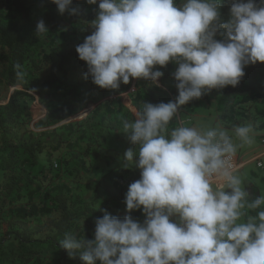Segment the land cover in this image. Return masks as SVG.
I'll use <instances>...</instances> for the list:
<instances>
[{
    "label": "clouds",
    "instance_id": "clouds-1",
    "mask_svg": "<svg viewBox=\"0 0 264 264\" xmlns=\"http://www.w3.org/2000/svg\"><path fill=\"white\" fill-rule=\"evenodd\" d=\"M50 2L62 15L78 11L73 0ZM85 2L98 9L93 31L75 49L87 65L83 78L109 90L130 78L159 86L164 73L156 66L172 62L178 94L143 103L132 109L133 121H123L135 147L122 160L140 170L125 193L123 218L105 211L92 239L65 233L59 247L70 259L79 254L81 264H264V195L248 191L236 159L254 142L251 125L230 134L219 122L200 128L181 121L168 130L181 106L237 86L246 66L264 63V0H232L227 19L222 0ZM35 33H48L43 20Z\"/></svg>",
    "mask_w": 264,
    "mask_h": 264
},
{
    "label": "trees",
    "instance_id": "trees-1",
    "mask_svg": "<svg viewBox=\"0 0 264 264\" xmlns=\"http://www.w3.org/2000/svg\"><path fill=\"white\" fill-rule=\"evenodd\" d=\"M77 2L78 0H73L71 6H75ZM231 2L232 0H222L221 14L222 9L226 5L230 6ZM2 5L5 11H0V47L4 52L0 55V83L21 88L14 89L7 101L0 104V264H49L45 254L51 251L66 253L59 247L65 233H72L79 238L84 232L87 239H92L95 224L90 218L102 217L104 213L100 210L111 214L113 207H126L125 192L117 180L111 185H105L107 199L100 203L101 209H96L94 202L83 203L78 196L73 202L81 203V207H73L68 195L69 188L65 183L57 182L49 189H43V176L46 173L42 167L38 168L39 174L43 175L41 179L38 174L31 175V168L37 165V157L41 153L46 152L51 156L69 143L68 137L72 135V128L76 123L70 120L82 117L85 111L60 114L51 120V110H48L45 116L33 123L38 129L34 132L30 128L33 117L28 102L33 98L29 92L35 87L29 79L26 81L27 75L38 69L39 63L45 60L51 62L52 70L41 88L50 89L56 85L65 98L74 97L79 100H84L97 88L90 77L83 78L87 65L78 58L75 49L93 31L90 25L95 19L94 9L98 8V4L92 5L87 12L84 5L79 4L75 15H68L67 12L62 15L55 4L49 1L43 5V0H38L35 10L32 9L31 0H4ZM65 19L69 20L70 27L54 31L55 28H60ZM41 20L48 28V33L38 35L35 29ZM60 36L66 40L63 47L55 44ZM25 64L29 65L26 70ZM17 65H20L19 69ZM156 67L163 71L162 77L174 80L171 74L177 65L174 67L169 62L162 69ZM18 72L23 75H18ZM244 72L245 75L233 87V91L228 90L223 94L221 117L230 128L238 124L236 119L241 117L242 111L237 108L251 103L261 90L258 78L264 72V63L250 64L244 68ZM128 85L121 83L118 90L98 88L104 93L116 94ZM137 85L141 87V83ZM149 94L152 96L153 92ZM177 94V89H172L171 95L174 98ZM170 97L168 93H162L154 103H167ZM262 97L264 101V95ZM134 102L137 107V101ZM197 102L198 100L190 101L186 106L193 109ZM73 114L75 115L70 118ZM38 116L36 113L35 117ZM61 120L69 122L45 129ZM177 123L174 117L169 123L170 129L175 128ZM262 128L264 125L258 127ZM130 145L135 147L131 142ZM139 178L138 171L132 177V182ZM38 194L41 199L37 200ZM53 214L56 216L51 217ZM81 218L91 229L80 228Z\"/></svg>",
    "mask_w": 264,
    "mask_h": 264
},
{
    "label": "rangeland",
    "instance_id": "rangeland-1",
    "mask_svg": "<svg viewBox=\"0 0 264 264\" xmlns=\"http://www.w3.org/2000/svg\"><path fill=\"white\" fill-rule=\"evenodd\" d=\"M50 0H43V5ZM4 0H0V11H5L3 8ZM32 9L35 10L38 0H31ZM79 4H83L85 11H89L92 5H88L85 0H78L73 7H78ZM229 7L226 5L222 10V17L228 18ZM98 9V8H97ZM95 16L96 12L94 11ZM70 27L68 19L61 22L60 28H55L54 31L59 29L66 30ZM90 25V29H91ZM219 39V37H217ZM66 40L63 36H60L55 41L59 47H63ZM62 43V44H60ZM4 50L0 47V55ZM171 65L176 67L174 63ZM2 66L0 60V68ZM29 65L25 64L24 69H28ZM52 70L51 62L41 61L38 69L30 71L27 75L26 81L31 82L35 87L29 93L33 98L28 102L30 105L32 121L30 128L36 132L38 129L34 127V122L45 116L48 110H51L50 119L54 120L60 114L73 113L75 114L85 111L84 115L79 118L71 119L70 121L76 122L72 128V135L68 137V144L48 156L46 152L41 153L37 157V165L31 168V175L38 174L39 178L43 175L39 174V167H42L45 176L43 189H49L53 184L57 182L65 183L69 188L70 204L73 207H81V203H74L76 196L80 197L83 203L92 201L96 205V209H101L98 198L103 193V200L107 199L105 192V185H111L113 181L117 180L120 187L127 192L128 186L132 183V177L136 172H140L136 169L132 162H124L122 160L124 152L129 148H134L130 145V141L123 133V121L129 122L135 119L132 109H140L143 103L154 102L161 96L162 93H168L170 101H174L175 98L171 95L172 89H176L175 81L169 77H161L158 79L159 86H156L151 81H140L139 79H131L130 85L126 89H120L116 94L104 93L97 87L91 91L84 100H79L74 97L65 98L62 94V90L53 85L50 89L41 88L42 84L47 79L49 72ZM76 80V79H75ZM73 80V81H75ZM258 84L261 90L255 99L244 105L238 111L241 117L238 116L235 126L251 125L253 129L254 142L251 145H245L238 150L237 155L243 160L252 157L257 151L261 149L258 134L263 133V130L258 131L260 125H264V101L262 96L264 95V72L258 78ZM138 83H141V87H138ZM143 83V85H142ZM226 86L223 89H213L207 95H203L198 99L197 105L190 109L186 105L181 106L179 113L176 116L177 125L180 126V122L183 121L186 126H196L200 128H208L214 126L217 122L222 126L231 130L228 125L225 124V120L221 117V106L223 94L233 91V87ZM21 88L20 86H10L4 82L0 83V104H4L7 101L9 95L14 89ZM147 94H146V93ZM150 92H153L152 96H149ZM121 93H123L121 95ZM260 93V94H259ZM67 101V102H66ZM134 101H137V107ZM67 103H70L67 106ZM63 105V107H61ZM85 106L84 108H82ZM246 106V108H245ZM60 107V108H59ZM82 108V109H80ZM77 112V113H76ZM38 113V117H35ZM73 114L71 117H73ZM69 121H59L58 123L45 127V129H51L61 124L68 123ZM259 124V126H257ZM171 124L168 126L170 129ZM44 129V128H43ZM238 142V141H237ZM1 157V155H0ZM245 186L252 196L264 195V168L257 169L253 163L245 165L240 169ZM78 191L79 194H76ZM86 198V199H85ZM41 199L40 194L37 195V200ZM83 199V200H82ZM111 215L123 218L126 214L125 208L113 207ZM103 209V208H102ZM102 213L105 211L100 210ZM254 214V213H253ZM134 219L143 222L144 216L141 210H135L131 213ZM53 214L51 217H55ZM95 221V217L90 218ZM80 228H88L82 218L79 220ZM91 229V228H88ZM91 231V230H90ZM83 234L80 236L82 237ZM85 236V235H84ZM87 236H85L86 238ZM46 260L49 264H81L79 254L75 258L70 259L65 254L51 251L45 254ZM99 264V262H97Z\"/></svg>",
    "mask_w": 264,
    "mask_h": 264
},
{
    "label": "built area",
    "instance_id": "built-area-1",
    "mask_svg": "<svg viewBox=\"0 0 264 264\" xmlns=\"http://www.w3.org/2000/svg\"><path fill=\"white\" fill-rule=\"evenodd\" d=\"M258 141L261 149L257 151L252 157L243 160L237 155L236 159L237 162L241 165V169L249 163H253L257 169L264 168V133L259 135Z\"/></svg>",
    "mask_w": 264,
    "mask_h": 264
},
{
    "label": "crops",
    "instance_id": "crops-1",
    "mask_svg": "<svg viewBox=\"0 0 264 264\" xmlns=\"http://www.w3.org/2000/svg\"><path fill=\"white\" fill-rule=\"evenodd\" d=\"M257 126H259V124L257 125ZM264 128H262V129H258V131H260V130H263ZM264 133V132H263ZM260 134H262V133H260ZM260 134H258V135H260ZM259 137V136H258ZM75 192H76V194H79L78 193V191H76L75 190ZM103 193H102V195H100V197L98 198V200H99V203H101L102 201H103ZM86 199V198H85ZM83 200V199H82ZM84 201V200H83ZM96 205V204H95Z\"/></svg>",
    "mask_w": 264,
    "mask_h": 264
}]
</instances>
